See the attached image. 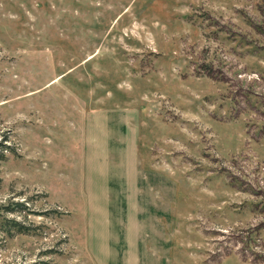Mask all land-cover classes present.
<instances>
[{
  "label": "rangeland",
  "instance_id": "1",
  "mask_svg": "<svg viewBox=\"0 0 264 264\" xmlns=\"http://www.w3.org/2000/svg\"><path fill=\"white\" fill-rule=\"evenodd\" d=\"M0 143V264H264V0H0Z\"/></svg>",
  "mask_w": 264,
  "mask_h": 264
},
{
  "label": "crops",
  "instance_id": "2",
  "mask_svg": "<svg viewBox=\"0 0 264 264\" xmlns=\"http://www.w3.org/2000/svg\"><path fill=\"white\" fill-rule=\"evenodd\" d=\"M92 125H94L93 123L91 124V125H89V127H91ZM131 155V156H130ZM130 157H131V159H133V161L135 160V163H137V165H138V156H137V153H136V151L135 152H130Z\"/></svg>",
  "mask_w": 264,
  "mask_h": 264
},
{
  "label": "trees",
  "instance_id": "3",
  "mask_svg": "<svg viewBox=\"0 0 264 264\" xmlns=\"http://www.w3.org/2000/svg\"><path fill=\"white\" fill-rule=\"evenodd\" d=\"M0 145H2V144L0 143Z\"/></svg>",
  "mask_w": 264,
  "mask_h": 264
}]
</instances>
